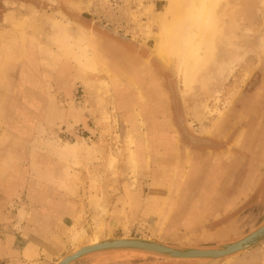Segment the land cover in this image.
I'll return each instance as SVG.
<instances>
[{
    "label": "rangeland",
    "instance_id": "rangeland-1",
    "mask_svg": "<svg viewBox=\"0 0 264 264\" xmlns=\"http://www.w3.org/2000/svg\"><path fill=\"white\" fill-rule=\"evenodd\" d=\"M228 2L209 63L184 88L174 61L157 56L153 37L145 35L147 24L152 34L158 31L146 9L158 15L166 0H0V239L22 237L20 220L33 227L17 192H34L39 181L70 207L63 222H50L36 234L52 264L90 241L96 223L104 229L98 238H142L180 250L220 248L264 225V0ZM80 38L102 60L96 74L84 73L65 55ZM105 47L114 48L116 58L131 57V68L114 62ZM155 124L169 147L152 136ZM66 143L75 149L65 151ZM131 148L138 160L134 175ZM195 157L205 164L233 159L235 175L218 194L224 199L258 183L233 208L184 227L200 194V179L194 189L185 184ZM103 179L110 200L95 192ZM118 205L127 207L128 216L116 223ZM3 211L11 216H1ZM78 231L84 235L74 243ZM212 261L111 250L71 264ZM215 264H264V236Z\"/></svg>",
    "mask_w": 264,
    "mask_h": 264
},
{
    "label": "bare ground",
    "instance_id": "bare-ground-1",
    "mask_svg": "<svg viewBox=\"0 0 264 264\" xmlns=\"http://www.w3.org/2000/svg\"><path fill=\"white\" fill-rule=\"evenodd\" d=\"M228 5V0H166L164 9L158 15L149 13L150 9H146L148 20L151 24L154 22L153 24H156L158 27V31L152 34L150 25L147 24L145 26L146 37H153V52L167 64L172 60L174 61L175 71L184 88L190 87L203 68L209 63L215 48V36L218 33V26L230 11L227 8ZM21 24L17 25L21 26ZM21 39L23 40V38ZM115 51L112 47L103 48V52H108V55L114 62H119L128 69L131 68L134 62L132 58L123 55L116 58L114 57ZM65 55L73 59L84 73L96 74L98 72L97 68L101 59H98V54H92L88 43L81 40V38L71 48H68ZM103 86L105 87V85ZM151 132L152 136H155L156 139L159 138L160 130L156 124L153 126ZM128 142L131 143L130 138ZM161 144H166V147H169L166 140L161 141ZM131 146H133L132 143ZM63 148L65 151L70 152L72 145L64 144ZM133 148L130 149L128 155V165L132 175L137 172L138 163L137 155ZM115 160L116 157L113 156L109 160L110 164L112 165ZM101 210L106 212L104 208H101ZM123 226L124 230H127V224L124 223ZM93 229L94 237L91 239V242L85 244L83 247L94 246L99 243L96 240L99 236H102L104 229L99 223H96ZM83 231H78L73 235L72 240L74 243L80 242L79 239L84 235Z\"/></svg>",
    "mask_w": 264,
    "mask_h": 264
},
{
    "label": "crops",
    "instance_id": "crops-1",
    "mask_svg": "<svg viewBox=\"0 0 264 264\" xmlns=\"http://www.w3.org/2000/svg\"><path fill=\"white\" fill-rule=\"evenodd\" d=\"M161 135L162 134L160 133L158 135L159 138H157L164 141V138H161ZM66 144L72 145V150L70 152L75 149L74 144ZM43 164H48V162ZM234 166L232 158L231 161H229L228 158L224 159L223 157L222 159L218 157L217 160L215 159L212 163L210 162L208 164H205V161L201 157H195L191 164H189L185 171V184L187 188L194 189L199 179V185H201L199 186L200 194L197 196V199H195L196 201L189 206V210L184 216V227L191 226L193 223H196L198 219L201 221V219L207 218V216L214 215L218 210L223 211L233 208L255 188L258 183L257 179L254 183L244 187L241 190L242 193L227 197V200L224 199L223 196L218 195L221 193L225 194L226 189L224 187L222 189V185L227 178L235 175ZM93 167H95V164H93ZM43 183L46 184L47 182H34V184L38 186L37 188H33L34 192L31 190L24 192V189H19L20 191L17 192L18 197L20 196L19 199H24L25 207L21 209V212L24 215L25 220L28 222L33 221L34 224L32 228H28L25 224H22V220H20L21 222H17V224L19 228L24 230V234L22 233L21 235L22 237L11 235L7 240L5 238L3 239V237L0 239V264H52L51 260L48 261L47 255L49 254L46 249L47 246L42 243L40 238L36 239V234H40L43 231L45 232L44 227L50 222H63L64 219L70 215V207L67 203H64L61 198H58L57 196L53 197L52 194H48L47 190H44L42 187ZM104 183L105 179L100 183H96L95 192L97 195L100 194L101 196H104L105 199L110 200V197H107L108 194H104ZM98 189H100L101 192L98 191ZM12 192H14V190H12ZM180 202V198L177 199L173 210L179 208ZM118 206L116 211H119L113 213L115 217L120 216V219L115 220L116 223L128 216L127 207L122 211L121 206ZM136 211L137 208L136 210H130V215H136ZM7 214V212L3 211L1 216H7L9 218L11 215ZM116 223H111L110 220L108 226H111L112 228ZM32 236L34 239H32ZM4 243H7V245Z\"/></svg>",
    "mask_w": 264,
    "mask_h": 264
},
{
    "label": "water",
    "instance_id": "water-1",
    "mask_svg": "<svg viewBox=\"0 0 264 264\" xmlns=\"http://www.w3.org/2000/svg\"><path fill=\"white\" fill-rule=\"evenodd\" d=\"M264 236V225L257 230L251 232L245 237L232 242L224 244L220 248L216 249H196L189 248L186 250H180L160 244L148 239L133 238V237H115V238H98L96 242H99L94 246H85L90 241L84 242L75 247L70 252L64 254L54 264H71L72 262L84 257L86 255L111 250H136L146 251L156 254H161L170 258L178 259H210L213 260L210 264H215L217 260L222 257H228L234 255L240 251L246 250L252 245L256 244Z\"/></svg>",
    "mask_w": 264,
    "mask_h": 264
}]
</instances>
